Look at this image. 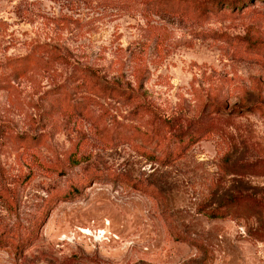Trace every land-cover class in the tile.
I'll return each instance as SVG.
<instances>
[{
    "label": "rangeland",
    "instance_id": "374dc122",
    "mask_svg": "<svg viewBox=\"0 0 264 264\" xmlns=\"http://www.w3.org/2000/svg\"><path fill=\"white\" fill-rule=\"evenodd\" d=\"M0 264H264V0H0Z\"/></svg>",
    "mask_w": 264,
    "mask_h": 264
},
{
    "label": "trees",
    "instance_id": "16d2710c",
    "mask_svg": "<svg viewBox=\"0 0 264 264\" xmlns=\"http://www.w3.org/2000/svg\"><path fill=\"white\" fill-rule=\"evenodd\" d=\"M211 215H213V213H210Z\"/></svg>",
    "mask_w": 264,
    "mask_h": 264
}]
</instances>
